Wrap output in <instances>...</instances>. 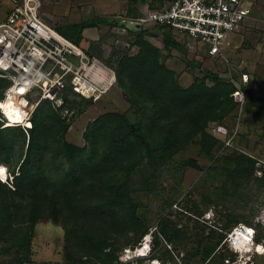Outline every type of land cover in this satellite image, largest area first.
<instances>
[{"label":"rangeland","instance_id":"obj_1","mask_svg":"<svg viewBox=\"0 0 264 264\" xmlns=\"http://www.w3.org/2000/svg\"><path fill=\"white\" fill-rule=\"evenodd\" d=\"M24 1L0 0V22L12 2ZM34 1L43 20L115 71L120 59L138 52L143 38L159 49L160 61L173 71L178 85L213 86L214 80L206 74L213 73L224 83L232 82L233 91L223 99L221 110L208 112L201 122L204 134L183 139L176 152L162 154L155 150L158 146L136 141L131 153L135 165L127 177L128 159L122 160L124 165L116 162L119 159L106 165L97 162L73 188L79 196L72 195L73 201L65 205L63 221L41 217L31 235L27 262L9 264H264V0H248L252 16L217 57L185 36L176 35V42L164 40L157 26L134 25L135 18L168 0ZM89 20L98 21L80 34L72 28ZM122 81H127L124 75ZM129 87L124 89L118 82L95 101L79 94L66 101L68 89L63 90L61 106L49 103L64 126L56 139L89 151L92 143L87 136L94 123L113 113L117 116L101 119L103 127L95 125L93 132L98 133L99 145L103 142L99 139L109 134L121 141L146 118L136 104L139 89ZM13 126L19 128L6 137L2 155L10 170L25 154L30 134L29 129ZM52 139L50 151L55 147ZM68 164L48 154L43 169L60 179ZM109 170L125 184L124 191L119 189L126 200L113 208L102 206L106 197L98 184L93 190L87 188ZM4 172L3 181L12 187L10 173ZM239 223L255 229L258 252L254 248L250 253H234L220 244V233ZM138 245L145 247V255L136 254ZM10 259L0 252V264Z\"/></svg>","mask_w":264,"mask_h":264},{"label":"trees","instance_id":"obj_2","mask_svg":"<svg viewBox=\"0 0 264 264\" xmlns=\"http://www.w3.org/2000/svg\"><path fill=\"white\" fill-rule=\"evenodd\" d=\"M97 21H84L72 25V28L80 34L85 27L92 26ZM157 29L162 33L164 40L176 42L169 29L161 26ZM58 30L77 42L64 34L61 29L58 28ZM119 65L118 70L116 69L117 85L119 82L124 89H129L131 85L139 89L141 98L136 101V104H140L142 113L146 116L136 130L128 133L121 141H117L116 137L109 134L105 135L104 139H99L103 140L99 145L98 133L93 132L95 125L96 129H99L98 125L103 127L101 119H110L116 115L113 113L101 115L94 123L93 134L91 132L87 136L92 143L89 151H86L84 147L68 143L62 138L56 139L57 132L64 126L59 123L61 119L50 106L51 101L43 99L31 116V128L25 154L16 169L10 170L6 167L7 162L5 163L7 157L2 155L8 143L6 137L18 126L2 127L3 123L0 122V169L10 173L12 182V187H9L0 179V252L3 256L11 258L9 261H2L1 264L27 262L26 257L35 224L43 216L54 221H63L65 205L69 206L73 201L72 195L79 196V193H74L73 188L87 171L93 170L97 162H100L99 165H106L119 159L116 162L124 165L122 160L128 159L131 163L124 175L127 177L135 165L134 155L131 156V153L136 141H142L148 147L158 146L155 150H159L162 154L176 152L175 146H180L183 139H190L199 132H203L201 122L205 121L204 118L208 116V112L221 110L223 99L233 91L232 82L224 83L213 73H206L214 80L213 86L204 83H193L189 87L178 85L173 71L160 61L159 49L143 38L140 39L138 52L135 55L124 56L120 59ZM122 75L126 77L125 83L122 81ZM9 84L10 80L0 77V99ZM66 88L68 89L64 94L66 101L79 97L78 93L71 88ZM133 94L130 93V96ZM45 107L46 110H44ZM50 137L55 143L54 149H51L53 152L50 151ZM153 139L158 140L153 141ZM48 154L49 156L53 154L55 158L60 156L69 163L60 179H55L44 172L43 165ZM4 171L2 178H5ZM100 177L97 183L92 181L87 188L93 190L98 184V187L103 189L106 198L102 206L107 205L113 208L126 200L120 191V189L124 191L125 184L120 183L116 173L109 170L103 172ZM111 193L114 194L112 200ZM115 211L110 210L109 213L112 214ZM226 233L227 231L220 233L221 245L224 244ZM65 234L67 242V228Z\"/></svg>","mask_w":264,"mask_h":264},{"label":"built area","instance_id":"obj_3","mask_svg":"<svg viewBox=\"0 0 264 264\" xmlns=\"http://www.w3.org/2000/svg\"><path fill=\"white\" fill-rule=\"evenodd\" d=\"M37 7L34 0L14 4L0 22V77L10 80L2 99H24V118L19 124L24 131L31 128L28 123L41 100L63 104L60 93L66 87L95 101L117 84L112 66L43 20ZM251 16L248 0H168L134 21L169 29L174 37L185 36L217 57ZM223 243L240 254L253 252L258 245L255 229L242 223L226 233Z\"/></svg>","mask_w":264,"mask_h":264},{"label":"bare ground","instance_id":"obj_4","mask_svg":"<svg viewBox=\"0 0 264 264\" xmlns=\"http://www.w3.org/2000/svg\"><path fill=\"white\" fill-rule=\"evenodd\" d=\"M23 101H24L23 98L11 99L10 97H6L4 99H0V111L5 118L4 126H13V125L21 124V121H23V118H24V115L22 112L23 110L21 107V104ZM30 124L31 122L28 123V125ZM255 249H257V247ZM144 250H145L144 246L142 247L138 245L136 247L135 252L136 254H144L145 253Z\"/></svg>","mask_w":264,"mask_h":264},{"label":"snow or ice","instance_id":"obj_5","mask_svg":"<svg viewBox=\"0 0 264 264\" xmlns=\"http://www.w3.org/2000/svg\"><path fill=\"white\" fill-rule=\"evenodd\" d=\"M3 169H0V178H2Z\"/></svg>","mask_w":264,"mask_h":264},{"label":"water","instance_id":"obj_6","mask_svg":"<svg viewBox=\"0 0 264 264\" xmlns=\"http://www.w3.org/2000/svg\"><path fill=\"white\" fill-rule=\"evenodd\" d=\"M134 25L137 26V27L140 26V24L136 23V22L134 23ZM0 179L3 180V178H0Z\"/></svg>","mask_w":264,"mask_h":264},{"label":"crops","instance_id":"obj_7","mask_svg":"<svg viewBox=\"0 0 264 264\" xmlns=\"http://www.w3.org/2000/svg\"><path fill=\"white\" fill-rule=\"evenodd\" d=\"M13 5H14V3L12 2V6H11V8L13 7ZM11 8H10V9H11ZM10 9H9V11H10ZM6 16H7V15H6ZM4 19H5V18H4ZM2 21H3V20H2Z\"/></svg>","mask_w":264,"mask_h":264}]
</instances>
